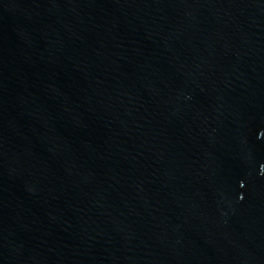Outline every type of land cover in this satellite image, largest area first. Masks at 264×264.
I'll return each instance as SVG.
<instances>
[{
  "label": "water",
  "instance_id": "95a60500",
  "mask_svg": "<svg viewBox=\"0 0 264 264\" xmlns=\"http://www.w3.org/2000/svg\"><path fill=\"white\" fill-rule=\"evenodd\" d=\"M0 264H264V0H0Z\"/></svg>",
  "mask_w": 264,
  "mask_h": 264
}]
</instances>
